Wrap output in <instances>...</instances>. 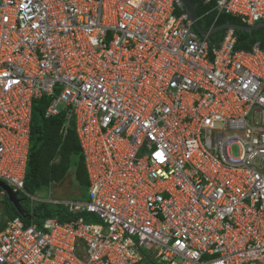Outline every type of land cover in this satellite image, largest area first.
Returning <instances> with one entry per match:
<instances>
[{
  "label": "built area",
  "instance_id": "built-area-1",
  "mask_svg": "<svg viewBox=\"0 0 264 264\" xmlns=\"http://www.w3.org/2000/svg\"><path fill=\"white\" fill-rule=\"evenodd\" d=\"M210 2L264 23V0ZM235 46L180 0H0V181L40 201L24 176L45 97L89 182L50 201L69 222H7L0 264H264V44Z\"/></svg>",
  "mask_w": 264,
  "mask_h": 264
},
{
  "label": "trees",
  "instance_id": "trees-1",
  "mask_svg": "<svg viewBox=\"0 0 264 264\" xmlns=\"http://www.w3.org/2000/svg\"><path fill=\"white\" fill-rule=\"evenodd\" d=\"M188 1L197 5L195 17L198 19L201 29L205 31L227 22L245 26L240 19L229 15H220L216 18L215 13L212 12L213 2L205 4L204 0ZM225 34L226 30H221L213 35L212 39L215 43H219ZM234 35L236 50L249 51L255 43L264 44V28L253 32L252 35L240 31H234ZM49 103L50 99L43 97L33 105L25 172V191L36 196L44 188L50 194L58 186L60 189L63 185H71L72 191L78 193V199L86 198L89 186L88 175L74 130V123L72 121L69 123L67 132L63 135L64 114L50 118L45 117V110ZM0 192L2 191L0 190ZM3 196L0 229L4 228L8 220L20 216L8 197ZM18 199L24 214L22 220L26 225L36 223L40 226L47 219L58 222H69L73 219V215L62 205L37 203L31 206L29 200L22 195H18Z\"/></svg>",
  "mask_w": 264,
  "mask_h": 264
},
{
  "label": "water",
  "instance_id": "water-1",
  "mask_svg": "<svg viewBox=\"0 0 264 264\" xmlns=\"http://www.w3.org/2000/svg\"><path fill=\"white\" fill-rule=\"evenodd\" d=\"M185 8V12L188 14L189 18L193 21L194 27L197 30V32L204 37H207L209 42L212 43L213 39L212 36L218 33L221 30H231V31H240V32H246L249 35H252L254 31H257L259 29L264 28V23H259L253 26H244V25H236L232 24L230 22H227L221 26H217L209 31H205L201 29L199 26L198 20L195 17V11L197 8V5H194L188 0H180ZM0 189L5 192L6 196L8 197L9 201L15 206L17 211L20 215L24 217L23 211L20 206V201L17 199V194L14 193L7 185L0 182Z\"/></svg>",
  "mask_w": 264,
  "mask_h": 264
},
{
  "label": "rangeland",
  "instance_id": "rangeland-1",
  "mask_svg": "<svg viewBox=\"0 0 264 264\" xmlns=\"http://www.w3.org/2000/svg\"><path fill=\"white\" fill-rule=\"evenodd\" d=\"M231 154L233 156H238L239 155V150H238V147L236 146H233L232 149H231ZM68 181V180H67ZM72 188L71 185L70 186H67V185H63V187H61L59 189V186L54 188V190H52V192L49 194L48 190L44 188V190H40L36 196H34V198L36 199H41V200H44V201H36L35 202V205L37 203H45V200L48 199V198H51V199H58L59 201H77L78 200V193H74L72 191ZM87 193V192H86ZM3 195L0 194V211H1V208H2V201H3ZM87 198V197H86ZM86 198H83V199H80V200H86ZM88 222L90 223H95V219L94 218H87ZM1 222V221H0Z\"/></svg>",
  "mask_w": 264,
  "mask_h": 264
},
{
  "label": "clouds",
  "instance_id": "clouds-1",
  "mask_svg": "<svg viewBox=\"0 0 264 264\" xmlns=\"http://www.w3.org/2000/svg\"><path fill=\"white\" fill-rule=\"evenodd\" d=\"M259 24V23H258ZM246 26V25H245ZM228 30H226V32H227ZM234 32V31H233ZM31 121H32V119H31ZM66 121V120H65ZM30 129H31V127H30ZM30 135V134H29ZM29 147V146H28ZM27 155H28V153H27ZM26 163H27V159H26ZM25 172H26V166H25ZM0 182H2V183H4L5 185H7L5 182H3V181H0ZM8 186V185H7ZM12 191H13V189L10 187V186H8ZM1 190V189H0ZM24 190H25V176H24ZM2 191V190H1ZM14 193H16L17 194V199H18V195H22L23 197H25L23 194H21V193H18V192H15V191H13ZM0 194H2V195H6L5 194V192L4 191H2V192H0ZM30 195V194H29ZM31 197H34V196H32V195H30ZM4 197V196H3ZM26 198V197H25ZM28 199V198H27ZM36 199V198H35ZM19 200V199H18ZM38 200H40V201H44V200H41V199H38ZM20 201V200H19ZM50 201H59L58 199H51V198H48V199H46L45 200V203H48V204H52V205H57V204H54V203H52V202H50ZM29 203H30V205L32 206V205H34L35 204V202H31L30 200H29ZM60 205V204H59ZM63 206V205H62ZM20 215V214H19ZM21 216V217H20ZM20 216H17L18 218H20L21 220H22V218H23V216L22 215H20ZM14 218H16V217H14ZM10 220H12V219H10ZM10 220H8L7 222H9ZM23 221V220H22ZM7 222H6V224H7ZM24 222V221H23ZM25 223V222H24ZM6 227V225L4 226V228ZM3 229V228H2Z\"/></svg>",
  "mask_w": 264,
  "mask_h": 264
},
{
  "label": "crops",
  "instance_id": "crops-1",
  "mask_svg": "<svg viewBox=\"0 0 264 264\" xmlns=\"http://www.w3.org/2000/svg\"><path fill=\"white\" fill-rule=\"evenodd\" d=\"M260 30V29H259ZM258 31V30H257ZM255 32V31H254Z\"/></svg>",
  "mask_w": 264,
  "mask_h": 264
}]
</instances>
